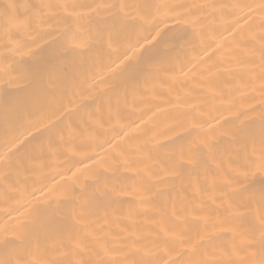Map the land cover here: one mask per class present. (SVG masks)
I'll return each instance as SVG.
<instances>
[{
  "label": "bare ground",
  "instance_id": "1",
  "mask_svg": "<svg viewBox=\"0 0 264 264\" xmlns=\"http://www.w3.org/2000/svg\"><path fill=\"white\" fill-rule=\"evenodd\" d=\"M0 264H264V0H0Z\"/></svg>",
  "mask_w": 264,
  "mask_h": 264
}]
</instances>
